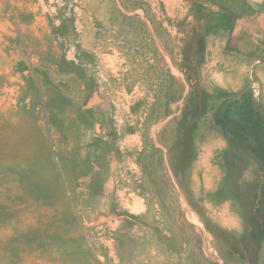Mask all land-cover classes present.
Returning <instances> with one entry per match:
<instances>
[{"label":"rangeland","instance_id":"1","mask_svg":"<svg viewBox=\"0 0 264 264\" xmlns=\"http://www.w3.org/2000/svg\"><path fill=\"white\" fill-rule=\"evenodd\" d=\"M0 264H264V0H0Z\"/></svg>","mask_w":264,"mask_h":264}]
</instances>
